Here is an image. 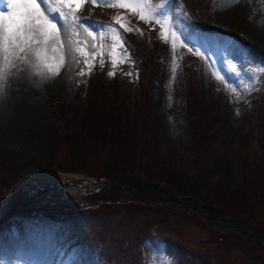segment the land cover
I'll return each mask as SVG.
<instances>
[{
	"label": "rangeland",
	"instance_id": "1",
	"mask_svg": "<svg viewBox=\"0 0 264 264\" xmlns=\"http://www.w3.org/2000/svg\"><path fill=\"white\" fill-rule=\"evenodd\" d=\"M0 1L3 4L0 11L7 13L8 0ZM13 2L30 5L33 0ZM35 3L38 10L18 11L32 12L34 18L38 17L44 33L38 42L21 38L12 43L0 30V189L1 182L17 179L5 193L0 217V238L6 236L0 239V264H39L33 242L37 248H46L48 264H99L98 249L110 248L111 238H115L114 244L117 237L122 239L121 229L127 232L128 240L123 239L126 244L131 242L129 239L136 243V238L145 234L138 242L145 264H264V226L256 222L264 223V188L255 191V204L243 223L224 212L211 215L216 187L225 182L232 187L240 182H264V57L257 50H264V0H208L211 23L224 31H235L249 41L248 46L223 32L210 36L195 32L181 0H95V3L47 0L43 4L35 0ZM48 18L63 25L64 39L60 40V46L56 44L59 40H55V31L60 26L51 27ZM120 30L136 41L137 49L142 45L150 50L143 66L125 54L118 38ZM118 64L138 73L137 86L142 83L141 73L152 71L148 86L150 113L155 122L150 138L145 135L141 138V155L149 154L157 163H172L192 174L195 164L185 120L184 78L185 65L190 64L200 128L204 133L217 129L216 141L210 149L205 147L199 152L200 179L208 190L205 200L212 204L211 213L205 207L195 210L183 195L168 194L160 199L152 193L142 204L153 207L164 204L170 211L146 208L128 219L120 212L114 222H104V244L95 241L97 238L80 237L84 238L83 245H73L68 251L67 247L76 241L74 233L85 234L101 220L96 212L80 217L70 214L96 209L105 203L89 202L84 194L89 190L59 193L61 196L52 198L57 205L50 208L62 211L67 218L58 221L43 213L50 209L49 205L35 208L34 200H30L36 197L38 172L49 165V130L60 126L55 139L61 138L63 118L68 123L67 132L73 133L85 111L91 80L99 67L106 66L108 74ZM61 71L67 74V82L59 87L54 81ZM36 86L41 89L32 95ZM70 106L73 110L68 109ZM52 155L55 162L64 166V150ZM219 165L226 166L228 178L219 174V169L212 173ZM94 182L93 188L109 185L106 180ZM150 189L144 187L146 191ZM196 190L202 197L203 190ZM132 196L126 191L120 200ZM142 196L147 198V194ZM21 234L28 237L20 248L17 240ZM258 246L261 248H254ZM126 259L121 260L124 263Z\"/></svg>",
	"mask_w": 264,
	"mask_h": 264
},
{
	"label": "trees",
	"instance_id": "2",
	"mask_svg": "<svg viewBox=\"0 0 264 264\" xmlns=\"http://www.w3.org/2000/svg\"><path fill=\"white\" fill-rule=\"evenodd\" d=\"M181 2L191 18L192 28L195 32L202 33L204 36H210L215 32H223L227 37L237 38L245 46L250 45L249 41L238 36L235 31H224L211 23L207 15L208 0H181ZM119 34L118 38L124 45L125 54L135 64L143 66L150 50L142 45L141 48L137 49L135 47L136 41L132 40L124 30H120ZM257 50L264 57V50ZM121 67L123 66L119 64L113 66L112 68L114 69L108 74L106 73V66L99 67V72L91 80V89L85 111L73 133L67 132L68 123L63 118L61 123L64 130L61 132V138L55 139V135L59 134L60 126L49 130L51 137L50 135L47 137L48 148H50L48 151V167L85 171L90 175L101 177L109 183L105 188L106 190L86 197L91 203L103 201L105 204H100L96 209H83L70 215L71 217H74L73 215L80 217L84 214L89 215L92 212H96L99 219L103 221L100 220V223L93 230L85 234H83L84 231L80 235L74 233L76 241L67 247L68 251L73 245L77 247L83 245L84 238L91 237L94 240L97 238L95 241L98 242L99 240L100 244L101 242L104 244L106 238L105 232L103 233L102 231L104 222L106 224L114 222L120 212L123 215L126 214L125 218L128 219L127 217L146 208L155 211H170L169 206L164 204L161 207L142 204L152 193H155L160 199L168 194L183 195V199L192 203L195 210H197L196 207H205L206 211H209V207H212V204L210 205L205 200L208 190L206 191L203 188L202 183L204 180L201 181L200 179L199 152L205 147L210 149L212 143L216 141L217 129L204 133L200 128V111L195 104V91L191 87L190 82L192 74L190 72V64L185 65L186 75L184 78L186 82L185 120L192 138L190 152L191 159L195 164L192 174L172 163H157L156 160L151 159L149 154H146V156L145 154L144 156L143 154L141 155L139 150V146L142 145L141 138L143 135L150 138V130L153 131L155 122V118L150 113L151 96L148 86L151 82L149 73H152V71L148 70V74L142 72L141 86H137L135 84L138 73L131 67ZM68 109L73 110V107L70 106ZM61 150L65 151L66 162L64 166L55 162L54 155H52L59 153ZM218 150L220 151L221 149ZM218 169L220 170L219 174L221 173L228 178L226 166L221 167L219 165L218 168L212 170V173L215 174L219 171ZM14 181L9 179L1 182L0 217L3 203L6 200L5 193L14 184ZM228 184L225 182L216 187L217 194H215L216 191L215 193L212 191L214 193H212L214 213L209 212L213 216L216 214L221 215L219 213L224 212L243 223L245 216L250 215L251 206L255 204L253 196L255 191L263 189L264 182H254L252 184L240 182L234 187ZM144 187H149L152 191H146ZM196 188L203 190L202 197ZM126 191H130L133 196L121 201L120 198ZM144 194H147V198L142 196ZM107 201H110V203H106ZM216 205L218 210L215 209ZM177 210L182 212L179 209ZM43 213L56 220L67 218V215L60 213ZM223 222L225 223V220ZM239 222L238 224H240ZM256 222L264 226L261 221L256 220ZM225 225L229 226V223ZM122 233L125 236L122 235V239L120 236L119 238L117 237L116 239L118 240H116L115 244L113 243L115 238L109 240L111 243L109 246L111 247L102 248L105 251L98 247L99 264H145V258L143 259V254H140L141 248L138 247V242L145 234L141 233L136 238V243H134V240L132 243V240L129 239L131 242L126 244L124 240H128L127 232L125 229H121L120 234ZM69 235L74 238L72 232ZM80 237L84 238L79 239ZM123 257H127L124 263L122 262Z\"/></svg>",
	"mask_w": 264,
	"mask_h": 264
},
{
	"label": "snow or ice",
	"instance_id": "3",
	"mask_svg": "<svg viewBox=\"0 0 264 264\" xmlns=\"http://www.w3.org/2000/svg\"><path fill=\"white\" fill-rule=\"evenodd\" d=\"M47 0H40V3H46ZM95 3V0H92ZM24 8H35L39 9V5L35 3L33 0L32 4H17L14 3L13 0H8V9L7 13L4 11H0V30H3V36L6 40L17 43L21 40V38H25L27 40H36L44 35L41 31V26L39 25L38 17L34 18L32 12H20L18 9ZM63 17V13H61ZM87 20V18H80ZM47 23L51 25V27L56 28L58 25L63 27L59 21H56L55 18H48ZM37 56H39V50H37Z\"/></svg>",
	"mask_w": 264,
	"mask_h": 264
},
{
	"label": "bare ground",
	"instance_id": "4",
	"mask_svg": "<svg viewBox=\"0 0 264 264\" xmlns=\"http://www.w3.org/2000/svg\"><path fill=\"white\" fill-rule=\"evenodd\" d=\"M0 5L1 6L3 5L1 1H0ZM45 11H46V9H45ZM34 15H37V13H35ZM55 32H56L55 40H59V42H57L56 44L58 46H60L61 45L60 40L64 39V35L62 34V32H63L62 27H59V30H57ZM66 78H67V74L64 71H63V73H62V71L59 72V74L55 77V80L57 79V81H54L55 85L57 84L59 87H61L62 85L66 86V82H67ZM38 89H41V88H39V86L34 87V89H33L31 94L32 95H34V94L36 95V92L38 91ZM42 89H43V87H42ZM48 192H51V191H48ZM58 196H61V195L59 194ZM25 237H28V236H25V234H21L18 237L17 241H18V245H19L20 248L22 247V244H23V242L25 240ZM2 238L5 239L6 236L1 237L0 239L3 240ZM8 238L13 243L16 242V240H14V239H12L10 237H8ZM32 245H33V248L35 249V253L37 254V257H38L37 259H39V264H43V263L44 264H48V259H47V255H46V248L44 249V246H40V247L37 248L35 242H33Z\"/></svg>",
	"mask_w": 264,
	"mask_h": 264
}]
</instances>
